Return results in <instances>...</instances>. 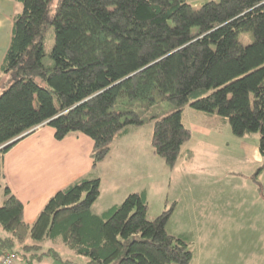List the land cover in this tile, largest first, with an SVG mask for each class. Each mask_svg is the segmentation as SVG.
<instances>
[{"label":"trees","instance_id":"16d2710c","mask_svg":"<svg viewBox=\"0 0 264 264\" xmlns=\"http://www.w3.org/2000/svg\"><path fill=\"white\" fill-rule=\"evenodd\" d=\"M15 1L21 10L0 65L11 75L0 92V159L48 125L58 141L90 138L95 166L113 140L151 122V147L173 169L191 136L185 106L219 116L237 137L258 133L264 158V0H213L199 9L186 0H56L53 14V0ZM47 22L51 64L43 60ZM243 32L249 44L238 39ZM99 182L87 176L55 192L29 224L5 184L0 227L8 235L0 248L39 250L38 242L59 238L87 259L76 264L193 262L187 238L166 230L171 209L148 219L144 191L92 213Z\"/></svg>","mask_w":264,"mask_h":264},{"label":"rangeland","instance_id":"374dc122","mask_svg":"<svg viewBox=\"0 0 264 264\" xmlns=\"http://www.w3.org/2000/svg\"><path fill=\"white\" fill-rule=\"evenodd\" d=\"M55 1L50 14L54 13ZM186 1L199 9L204 2L213 0ZM4 25L0 27V48L6 50L11 33L5 34ZM45 26L43 60L44 64H51L49 53L54 43V27L49 22ZM238 39L249 44L251 33H240ZM10 80L11 75L0 70V92L9 86ZM165 105L161 103L160 107ZM183 111L184 120L187 115L194 116V122L206 125L211 133L192 134L188 147L194 157L185 159L179 155L170 169L151 147L153 124L131 128L128 141L119 142L116 138L111 142L109 154L94 174L101 179L100 195L91 205L92 213L103 212L112 204H119L130 194L127 192L145 187L149 194L148 219L171 209L166 230L187 238L194 251L193 259H201L204 264H228L232 260V264H264V158L261 155L260 160H253L252 156L259 146L258 133L237 137L221 119L216 123L212 115L189 106ZM258 169L261 171L255 178ZM3 180L0 176V205L5 200ZM7 235L0 227V238ZM38 244H42L39 250L15 249L22 257L21 264L87 261L63 245L59 238ZM48 249L50 253H45Z\"/></svg>","mask_w":264,"mask_h":264},{"label":"crops","instance_id":"0c3cea01","mask_svg":"<svg viewBox=\"0 0 264 264\" xmlns=\"http://www.w3.org/2000/svg\"><path fill=\"white\" fill-rule=\"evenodd\" d=\"M18 5L20 6L18 7ZM19 8L21 10V4H17L15 0H0V27L5 24L6 35L11 33L12 22L15 14L20 12ZM3 49L0 48V65L5 51H7ZM184 113L183 111L182 122L190 130L191 136L183 144L179 157L190 159L194 157L188 147L191 146L188 143L193 138L192 134L199 132L210 135L211 133L208 128L206 129V125L196 124L194 116L187 115L184 120ZM213 116L210 117L216 123L221 121L220 118ZM188 122L189 124H187ZM222 122L225 123V121ZM226 125L228 124L226 123ZM132 131L130 129L126 135L118 137L119 142L128 141ZM92 146V140L84 134H71L58 141L54 138V129L47 125L36 127L33 133L16 142L3 154L0 159L3 182L5 181L4 183L9 187L11 193L22 202L23 220L26 223L35 221L34 219L44 204L55 192L84 177H98L94 174L105 159L93 166L90 158ZM254 151L256 150L254 149ZM252 154L253 160L261 159L259 149H257V153ZM141 191L146 193L148 200L149 194L145 187L130 192ZM99 213L97 212V214ZM232 262L233 260L228 264H232ZM191 264L204 263L201 259H194Z\"/></svg>","mask_w":264,"mask_h":264},{"label":"built area","instance_id":"2783aa9c","mask_svg":"<svg viewBox=\"0 0 264 264\" xmlns=\"http://www.w3.org/2000/svg\"><path fill=\"white\" fill-rule=\"evenodd\" d=\"M0 264H21L22 257L12 250L0 248Z\"/></svg>","mask_w":264,"mask_h":264},{"label":"water","instance_id":"95a60500","mask_svg":"<svg viewBox=\"0 0 264 264\" xmlns=\"http://www.w3.org/2000/svg\"><path fill=\"white\" fill-rule=\"evenodd\" d=\"M1 252V251H0Z\"/></svg>","mask_w":264,"mask_h":264}]
</instances>
